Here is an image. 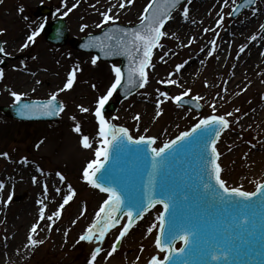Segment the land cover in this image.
Returning <instances> with one entry per match:
<instances>
[{
    "label": "rangeland",
    "instance_id": "1",
    "mask_svg": "<svg viewBox=\"0 0 264 264\" xmlns=\"http://www.w3.org/2000/svg\"><path fill=\"white\" fill-rule=\"evenodd\" d=\"M119 2L120 0H80L78 6L65 16L64 13L76 0H69L68 8L63 6L62 0H0V41L9 57L2 69L4 76L0 79V107H8L14 102L12 91L23 93V99L27 100L47 99L63 87L74 66L79 65L80 68L73 88L57 95L65 109L54 125L20 123L0 113V154L8 153L7 156L0 155V182L5 186L0 190V250L6 247L11 238L15 239L17 232L27 234V230L38 222L42 207L39 200L44 201L47 206L45 216H49L48 213L56 212L63 197L69 194L68 185L76 193L61 210L59 219L53 217V221L46 224L39 222L38 235L34 238L42 240V244L26 247L25 237L22 240L24 252L13 256L2 251L0 264H88L91 252L96 247L102 250L94 264H145L149 258L157 255V228L151 233L148 228L153 224L158 226V211L137 223L121 240L120 249L112 256H107L106 253L111 250L110 245L118 236L119 228L109 232L102 243L95 240L79 241L80 235L92 224L101 202L106 198L88 188L83 171L101 142L96 117L92 112L95 101L114 81L112 66L118 65L98 61L93 65V57L76 52L69 41L63 47H56L47 44L41 36L35 38L34 43L27 40L38 25L63 16L68 29V40L79 41L102 29L96 25L102 21L100 13L109 8H112L110 14L118 17L116 23L134 25L140 21L149 0H133L124 9L119 8ZM113 5L116 7H112ZM39 6L47 7L51 14L37 18L35 13ZM21 7L23 12L19 11ZM183 7L189 9V18L194 16L195 23L183 18ZM232 7V0H228L227 5L223 0H191V3L186 2L178 8L165 29L168 35L161 39L163 47L154 49L152 66L147 69L148 83L135 95L117 105L116 111L106 114L105 118L116 126L127 127L134 137H155V146L161 147L200 118L212 115V105H215L216 115L233 113L227 117L230 130L217 145V150L222 153L218 162L223 170L222 176L229 186H242L246 191H251L258 182L264 180V109L259 113L260 119L254 123L245 120L264 99V66L258 72H251L253 53L259 50L260 42L264 44V32L260 30V25L264 24V0L258 2L262 16L256 21L251 20V13H246L237 21L229 19V22L226 17L229 18L228 13ZM217 9H221L224 14ZM221 16L224 19L217 26ZM201 17L205 18V29L212 27L206 35L201 32V27H197V21ZM82 25H87L83 31ZM228 27L230 30L226 33ZM253 35L257 37L255 40H251ZM221 36H227L223 50L228 55L224 64L218 67L216 64ZM212 38L219 39L216 41V51L209 56ZM25 43L29 44L27 48L23 47ZM241 46H245L242 53L239 51ZM201 54L204 55V60L195 64L197 73L191 75L194 68L190 69V65L194 63L192 58ZM250 54L251 60H248ZM185 61V67L179 73L175 72V66ZM181 74L185 77L180 78ZM169 79L178 83H161ZM93 85L96 87L93 88ZM164 88L168 89L169 96L180 95L190 89V95L184 98L201 97L196 101L202 106V111L197 114L171 100H165L160 95L161 92H166ZM158 99L164 101L160 105L162 112L159 116L156 115ZM111 101L114 102V99ZM80 105L88 107L90 111L80 112ZM236 109L240 111L237 112ZM137 114L140 115L139 121L134 119ZM73 116L76 117L75 121L71 119ZM77 122L80 123L82 132L90 136L92 148L82 147L80 135L73 131ZM250 153L252 156L248 159ZM256 156L260 159H255ZM252 166L259 173L247 183L243 176L248 167ZM57 173L65 177L66 183L57 179ZM34 176L37 183H33ZM45 184L48 187L46 197ZM56 189L60 191L57 192ZM9 195L20 196L22 201H10L6 204ZM29 204L36 209L35 217L14 224L9 222ZM6 252L9 253L7 249Z\"/></svg>",
    "mask_w": 264,
    "mask_h": 264
},
{
    "label": "snow or ice",
    "instance_id": "2",
    "mask_svg": "<svg viewBox=\"0 0 264 264\" xmlns=\"http://www.w3.org/2000/svg\"><path fill=\"white\" fill-rule=\"evenodd\" d=\"M80 0H76L71 7L67 9L64 15H68L73 9H75ZM224 4H228V0H223ZM133 0H120L119 8L124 9L126 5H131ZM187 3H191V0H187ZM255 0H245V5H252ZM233 7L232 12L228 15H232L233 12H237L241 5L237 4V0H232ZM181 5V0H149V3L144 8V13L140 16V23L137 27L132 29H110L108 33H105L106 39L109 41L114 40L115 47L112 44H107L106 47L109 50V54H115L119 52L126 54L129 57L130 67L128 69V81L124 85L135 86L133 76L136 75L139 78V87L143 88L148 83V74L146 69L152 66L151 57L153 55V49L157 47H163L161 39L166 37L168 33L163 31L165 24L172 19V12ZM95 7V5H93ZM112 7H116L113 5ZM23 12V8L19 9ZM256 10L253 9V15ZM112 13V8L107 11L101 12L102 21L96 26L103 28L108 24H115L117 16ZM183 18L187 21L189 19V9L183 7ZM224 17L221 16L217 21V26L223 21ZM195 23V21H192ZM44 24L41 23L39 27L32 31L27 37L28 42H35V38L40 35L43 30ZM87 28V25L81 26V31ZM212 29H205L204 31H211ZM260 30L264 32V24L260 25ZM113 33H116L114 35ZM172 35H175L173 33ZM257 37L253 35L251 40H255ZM94 39H99L94 38ZM211 50L208 55L212 56L216 51V41L212 40ZM29 46L28 43L23 45L24 48ZM89 44H84L82 47H89ZM102 50L105 47L104 42L101 41ZM203 51V49H201ZM239 51L242 53L245 51V46H241ZM0 53L8 55L2 43H0ZM99 57H93L91 63L97 64ZM163 59V57H161ZM187 61L179 63L175 66V72L179 73L184 67ZM80 71L79 65H76L68 73L65 84L58 90L57 93L51 94L50 98L46 101H37L32 104L24 103L23 93L15 91L11 92L12 97L16 105H20L19 114L25 115H44V116H58L64 111L65 105L59 103L57 106V95L59 92H64L73 88L74 82L77 78V72ZM112 72L114 73V81L105 93L100 94L95 101L96 121L98 124V135L101 138L100 146L95 150V159L87 164V167L83 171L85 180L94 188L99 189L101 192L107 194V199L103 201V204L96 212L93 223L80 235L79 241L92 242L96 241L102 243L105 240L106 234L110 230L117 228L120 225L121 217L119 214L125 211L124 206L127 205L128 211L125 213L127 216V222L121 226L119 235L116 237L115 242L111 246V250L106 253L107 256H112L117 251V245L128 234L130 228L133 226L135 220L139 219L142 214L148 209L149 206L154 207L159 204L162 205L163 211L157 217L159 225L153 224L148 228V232L151 233L154 228H159V235L156 236L155 245L159 249V252L166 253L162 258L159 256H153L149 264H169L173 258V253L177 251L174 248L176 242L182 241L187 247L192 243L194 238H197L199 233L203 230V226L197 220H184L181 209L189 207L191 201L195 197H199L209 207L215 205L223 206V222L224 229L222 231L213 232L212 235L204 241L207 244L208 252L212 260H218L221 257L215 255V253L223 254V259H227V253L232 251L238 246L237 242L241 240L239 235L242 231H247L250 226H254L255 217L251 211V204L245 202H252L257 196L264 197V183H257L255 191L243 190L242 186L232 187L229 186L226 179L222 176L221 164L218 162L222 155L217 150V142L223 131L230 127V121L227 117L233 115L229 112L224 115L215 114V105L213 107V114L207 117L200 118L196 124L188 131L180 133L173 140H169L164 143L162 147H152L155 144V137H145L140 135L138 138L130 134V130L127 127L116 126L105 118L104 109L109 103L113 94L122 86L124 80V74L120 67L112 66ZM35 75V73H33ZM172 74H170L171 76ZM4 76L3 70H0V79ZM40 83V81H37ZM161 83L177 84L176 80L161 81ZM96 86L93 85V88ZM226 91V89H225ZM191 90L186 89L180 95L169 96L166 92H161L160 95L165 100H171L177 105H181L184 101V97L190 95ZM194 100H199L201 97H193ZM164 101L157 100V113L161 115L160 105ZM80 112L88 113L90 109L83 105L78 106ZM239 112V109H236ZM73 121L76 117H71ZM135 120H140V115L137 114L134 117ZM239 119V118H238ZM73 131L80 135V142L83 148H92L90 142V136L82 132L80 123H75ZM150 148L151 155L148 156L147 149ZM195 148L196 161L195 166L189 165L185 167L181 160H177L182 151ZM129 150L136 153L138 156H143L146 159H150L151 172L148 176V196L147 203H145L142 197H133L129 195L127 189V183L122 178L117 177L112 169H106L105 165L108 163L109 156L115 153L118 158L122 151ZM0 155L7 156L8 153H2ZM26 162V161H25ZM178 166V167H177ZM177 167L176 175L178 180H173L170 175V170ZM189 169H191L190 180L192 182L185 183L184 177L188 175ZM97 173H100L97 176ZM61 181L65 180V177L57 173ZM213 180L215 183H213ZM33 183H37V178L33 177ZM110 185V186H104ZM115 185V187L111 186ZM4 188L3 182H0V190ZM69 194L63 197V202L59 205V208L52 215L45 217V208L43 200H39L38 203L42 205L39 214V220L34 223L27 237L26 247H35L42 244V240L34 238L37 233V229L40 226L39 221L47 219L53 221V217L57 219L61 216V210L68 205L69 202L76 195L72 190L71 185H68ZM120 188V191H117ZM57 192L60 189H56ZM48 187L44 185L45 197L47 196ZM123 193V194H122ZM158 197V198H157ZM12 200V195L7 198L6 204ZM260 206L264 207V200H261ZM132 209H136L135 216ZM75 223V221H74ZM51 228V224L48 225ZM67 236V232L65 233ZM78 241V242H79ZM100 247H96L90 256L88 264H94L97 261V257L101 252ZM185 248H180L179 252H184ZM138 259V258H137Z\"/></svg>",
    "mask_w": 264,
    "mask_h": 264
},
{
    "label": "water",
    "instance_id": "3",
    "mask_svg": "<svg viewBox=\"0 0 264 264\" xmlns=\"http://www.w3.org/2000/svg\"><path fill=\"white\" fill-rule=\"evenodd\" d=\"M184 0H181V2ZM40 16V15H38ZM116 29H128V28H116ZM130 29V28H129ZM107 31L106 33H108ZM116 35L115 33H113ZM44 36L46 38L47 42L50 43H55L57 45H62L65 40H66V31L63 26L62 22H55L51 25H48L44 31ZM99 38L94 39V38ZM96 41V45L93 47L90 42ZM101 41L104 42L105 47L102 50L101 47ZM115 41H109L106 39L105 33H102L101 35L91 37L88 39H83L81 45L80 44H73L74 48H77L79 50H84L88 52H93L97 57L103 60H120L122 62L121 70L124 74V80L122 83V86L117 90L119 93H121L124 88H126L124 85L127 84V76H125V72L128 71L130 65L129 57L126 54H121L119 52H116L115 54H109V50L106 47L107 44H112L113 47H115ZM84 44H89L90 46L85 48L82 47ZM115 58V59H114ZM134 79L135 81V86L137 85V88L139 87V78ZM121 99L119 98L117 100V103H119ZM32 104V103H31ZM19 108L20 105H17L16 108H10L9 109V116L19 118L21 120H56V116H44V115H25L21 116L19 114ZM109 111H114V108L111 104H109L104 112H109ZM130 153V152H129ZM132 156L136 158H140L136 153L132 152ZM150 155V152H148ZM182 154L184 156V165L185 167H188L189 165L195 166V161H196V150L195 148L182 151ZM148 155V156H149ZM128 153L123 152L119 157L117 158L115 153L111 154L109 156L108 163L105 165L106 169H111V167L115 166L116 159H120V162H125L126 158H128ZM133 157V158H134ZM150 157V156H149ZM132 158V157H131ZM130 158V159H131ZM128 165V164H127ZM117 168V167H116ZM123 168L122 170H124ZM173 168L170 170L172 171ZM151 172V162L150 159H147V164H146V170H145V176L144 180H142V185H144V195L140 196L144 198L145 203H147V196H148V189H147V183H148V176L149 173ZM100 173L97 174L99 176ZM171 177L173 180H178L180 178L177 177L176 172L172 171L170 173ZM191 177V169H189L188 175L184 177V182L185 183H190L192 182L190 180ZM213 183L215 181L213 180ZM115 187V186H114ZM245 190V189H243ZM117 191H120V188H117ZM123 194V193H122ZM262 196H257L253 199V201ZM158 198V197H157ZM252 201V202H253ZM252 202H245V203H252ZM125 211L121 212V214H125L128 211L127 205L124 206ZM184 212L185 218L184 220L187 222L188 220H197L199 223L203 226V230L200 232L201 235L203 236L204 240H207L213 232L216 231H222L225 227L224 222H223V206L220 205H215L213 207H209L208 204H206L203 200H201L199 197H195L192 201L189 207L182 208L181 209ZM134 213V209H132ZM255 217V224L254 226H250L247 231H242L239 233L241 236V240L237 242L238 246L235 247L232 251H229L227 253V259H223L220 255H223L221 253H215L217 256H220L221 258L218 260H215V262H212L210 260V254L208 253V247L207 244H205L203 247L204 249L200 251L199 254L196 253L193 255H186L185 260L187 257H190L191 259L188 260L187 264H191L193 260H198V257H200L201 261L204 260L203 263L201 264H264V213L261 215L254 214Z\"/></svg>",
    "mask_w": 264,
    "mask_h": 264
},
{
    "label": "bare ground",
    "instance_id": "4",
    "mask_svg": "<svg viewBox=\"0 0 264 264\" xmlns=\"http://www.w3.org/2000/svg\"><path fill=\"white\" fill-rule=\"evenodd\" d=\"M62 2H63V6L64 7H67L68 8V5H69V0H62ZM66 5V6H65ZM194 16H192L191 18H189V21L190 22H192V21H194ZM197 23H198V25L197 26H199V27H201V19L200 20H198L197 21ZM196 25V24H195ZM228 37H229V35H227ZM227 36H224L222 39H221V41H220V47H219V55L217 56V66L219 67H221V65H223L224 64V62H225V60H226V57H227V55L228 54H226V52L223 50L224 49V43H227L226 42V39H227ZM259 44H261L260 45V47H259V50L257 51H254V53H253V58H252V61H253V71H251L252 73H255L256 71L258 72V70H260V68L261 67H263L264 66V44L262 43V42H260ZM223 54L225 55V57H223ZM193 59V65H190V69L191 68H193L194 66H195V64L197 63V64H199L200 62H202L203 60H204V55L203 54H201V55H198V56H195L194 58H192ZM248 60H251V54H250V56L248 57ZM195 73H197V71H196V67H194L193 69H192V71H191V75H194ZM182 75V74H181ZM180 75V78H184L185 77V75L183 74L182 76ZM187 76H188V74H187ZM22 79L24 78V77H21ZM187 78V77H186ZM230 82H233V80L232 79H230ZM115 95V94H114ZM114 95H113V97H114ZM112 97V98H113ZM111 98V99H112ZM111 101V100H110ZM109 101V102H110ZM109 104V103H108ZM264 109V99H263V103L257 108V109H255V110H253L252 112H250L248 115H247V117H246V121L247 122H251V123H254L255 121H257L258 119H260L259 117H260V111H262ZM224 135V134H223ZM223 135H222V137H223ZM222 137H221V139H222ZM221 139H220V141H221ZM251 153L247 156V158L248 159H250L251 158ZM255 159H260V157L259 156H256V157H254ZM258 162H262V161H260V160H258ZM264 162V161H263ZM262 162V163H263ZM257 165H258V163H257ZM259 172H256L255 171V169L253 168V166H252V168H249L248 167V170H247V172L245 173V175L243 176V180L244 181H246L247 183L248 182H251L253 179H254V177H257ZM5 187V186H4ZM66 196V195H65ZM53 211H51L50 213H52ZM36 209H34L33 207H31V205L29 204L28 206H26V208H24L23 209V211L21 212V213H19V214H16L14 217H12L10 220H9V222L11 221L12 222V224H14V222L16 223V222H18V221H27V220H30V219H32L33 217H35L36 216ZM45 217H47V216H45ZM39 218V217H38ZM124 220H125V218L122 220L123 222H124ZM39 222H43L42 224H46L47 222H49L47 219H45V220H43V221H39ZM122 222V223H123ZM121 223V224H122ZM119 227V225L117 226V228ZM117 228H115V229H112V231H114V230H116ZM28 232H27V234L25 233V234H23V232H17V234H16V236H15V239H12L11 238V240H9L7 243H6V247H4V248H2L1 250H0V253L2 252V251H4L6 254H8V255H10V253H11V255H15V254H21V253H23L24 252V246H23V242H22V240L25 238V245L27 244V237H28V235H29V232H30V228H29V230H27ZM111 231V230H110ZM109 231V232H110ZM21 242H22V245L20 246V244H21ZM6 249H7V251L9 252V253H7L6 252ZM26 250V249H25Z\"/></svg>",
    "mask_w": 264,
    "mask_h": 264
}]
</instances>
